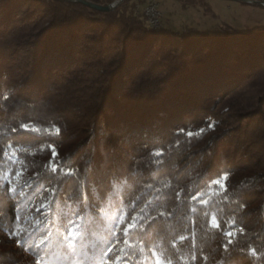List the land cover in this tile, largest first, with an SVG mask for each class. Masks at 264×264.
<instances>
[{"label":"trees","instance_id":"16d2710c","mask_svg":"<svg viewBox=\"0 0 264 264\" xmlns=\"http://www.w3.org/2000/svg\"><path fill=\"white\" fill-rule=\"evenodd\" d=\"M135 1L0 0V264H264V26Z\"/></svg>","mask_w":264,"mask_h":264},{"label":"rangeland","instance_id":"374dc122","mask_svg":"<svg viewBox=\"0 0 264 264\" xmlns=\"http://www.w3.org/2000/svg\"><path fill=\"white\" fill-rule=\"evenodd\" d=\"M89 1L90 0H85ZM153 1L159 20L158 26L164 25L172 29L182 27L191 28L193 31L216 32L223 26L238 30H249L264 26V8L258 4H247L241 0H144L135 1L139 13ZM135 6V7H136ZM135 10V9H134ZM128 230L126 226L125 231ZM0 249L7 252V256H14L15 244L9 243L0 232ZM114 264H129L118 262ZM155 264H162L156 261Z\"/></svg>","mask_w":264,"mask_h":264},{"label":"built area","instance_id":"2783aa9c","mask_svg":"<svg viewBox=\"0 0 264 264\" xmlns=\"http://www.w3.org/2000/svg\"><path fill=\"white\" fill-rule=\"evenodd\" d=\"M241 1L250 5L258 4L264 8V0H241ZM155 8L156 7L153 4V1H150L142 10V13H144L147 16L149 25L153 28H156L158 26V20H159V16ZM135 12L136 13L140 12L138 6L135 7Z\"/></svg>","mask_w":264,"mask_h":264},{"label":"water","instance_id":"95a60500","mask_svg":"<svg viewBox=\"0 0 264 264\" xmlns=\"http://www.w3.org/2000/svg\"><path fill=\"white\" fill-rule=\"evenodd\" d=\"M77 1H80L83 3H88L91 7H94L96 9H100V10H105V11L110 10L114 6L113 3L107 4V5H100V4L92 3L89 1H85V0H77ZM118 1H121V0H118Z\"/></svg>","mask_w":264,"mask_h":264},{"label":"snow or ice","instance_id":"6c2138e0","mask_svg":"<svg viewBox=\"0 0 264 264\" xmlns=\"http://www.w3.org/2000/svg\"><path fill=\"white\" fill-rule=\"evenodd\" d=\"M19 175V174H18Z\"/></svg>","mask_w":264,"mask_h":264}]
</instances>
